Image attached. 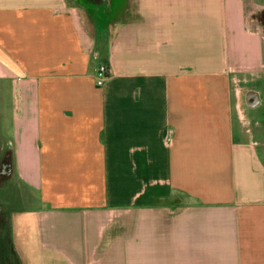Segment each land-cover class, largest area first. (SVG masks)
<instances>
[{
	"label": "crops",
	"instance_id": "0c3cea01",
	"mask_svg": "<svg viewBox=\"0 0 264 264\" xmlns=\"http://www.w3.org/2000/svg\"><path fill=\"white\" fill-rule=\"evenodd\" d=\"M94 3L0 0L18 264H264V0Z\"/></svg>",
	"mask_w": 264,
	"mask_h": 264
},
{
	"label": "rangeland",
	"instance_id": "374dc122",
	"mask_svg": "<svg viewBox=\"0 0 264 264\" xmlns=\"http://www.w3.org/2000/svg\"><path fill=\"white\" fill-rule=\"evenodd\" d=\"M71 3H74L76 5L79 14L83 17L84 22L87 24V26H94L93 29L97 32L96 35L98 41H100L101 39L104 40L105 34L109 33L107 32V29L110 28V24L113 22L112 20H109V17L113 15V13H110V15L108 16V13L104 9L102 12L91 11L79 0H71ZM262 30L264 31V27L262 28ZM101 44L102 45L100 48L106 49L107 43L102 42ZM100 64H102V62H100ZM262 76L264 77V70ZM6 83L8 85H5V89L8 91V93H11L12 88L9 89L10 82L7 81ZM0 87V159H2L1 157H3L5 152H7L5 150V148L7 147L5 146L8 145V142L12 141V121L10 114V110L12 108L10 102H12V100L10 99L9 101L8 98L10 95H6V91L4 90V87L1 83ZM247 89H259L261 91L260 97L264 102V80L262 84L256 82H249L247 84H244V91L242 96H244V92ZM250 120V122L254 121L253 118H250ZM262 128L264 129V127ZM14 172L16 176H11L7 180L5 185L0 189V202L4 205V210L2 211V213H4L5 215V223L2 226L3 249L7 253H11L10 256H13L12 258H14V263H16V256L14 254L15 249L13 248V240L15 239L12 232L13 229H16L15 216L20 221L29 219L31 214H33V211L37 210L39 199L36 189L31 188L24 184L22 181L18 180L16 170ZM167 196L170 201L177 200L180 204L182 202L180 199H178L177 196H174L172 198L170 195Z\"/></svg>",
	"mask_w": 264,
	"mask_h": 264
},
{
	"label": "water",
	"instance_id": "95a60500",
	"mask_svg": "<svg viewBox=\"0 0 264 264\" xmlns=\"http://www.w3.org/2000/svg\"><path fill=\"white\" fill-rule=\"evenodd\" d=\"M84 5L90 7L91 9H93V7L95 6L96 3H94L95 0H80ZM103 2V6L106 8V10H110L111 8V3L112 0H101ZM97 6V5H96ZM103 7V8H104ZM261 100L260 97V92L256 91L254 89H249L247 90L246 94H245V102L247 103L248 106H254L258 103V101ZM1 166L2 168L6 169V175H2L0 176V180L2 179H9L12 176V155H11V151H7L5 152V154L3 155L2 159H1ZM3 172H1L2 174ZM4 210V206L3 204L0 202V228L2 225V221L3 218L1 216L2 211ZM1 254V253H0ZM0 264H1V257H0Z\"/></svg>",
	"mask_w": 264,
	"mask_h": 264
},
{
	"label": "flooded vegetation",
	"instance_id": "af4514ba",
	"mask_svg": "<svg viewBox=\"0 0 264 264\" xmlns=\"http://www.w3.org/2000/svg\"><path fill=\"white\" fill-rule=\"evenodd\" d=\"M262 107H264V102L263 101H260L258 104H256V105H254V106H252L251 108H250V110L252 111V110H255V109H257V108H262ZM6 151H8V149H5ZM5 154V153H4ZM2 158V157H1ZM0 161H1V159H0ZM6 169L4 168H2V166H1V162H0V176H2L3 174L4 175H6L7 173H6V171H5ZM1 172H3L2 174H1ZM7 180L8 179H2V180H0V189L5 185V183L7 182ZM1 216H2V218H4V213H1ZM2 233V232H1ZM1 240H2V238H1ZM0 244H1V246H0V253L1 254H3L2 252H5L4 251V249H3V243H2V241H0ZM13 248H14V245H13ZM15 249V248H14ZM0 254V255H1ZM9 255H11V253H8ZM14 254L16 255V252H14ZM16 259V258H15ZM18 260H16V263L18 264ZM1 264H12V261H11V259L10 260H8V259H6V258H4L3 259V257H2V260H1Z\"/></svg>",
	"mask_w": 264,
	"mask_h": 264
},
{
	"label": "built area",
	"instance_id": "2783aa9c",
	"mask_svg": "<svg viewBox=\"0 0 264 264\" xmlns=\"http://www.w3.org/2000/svg\"><path fill=\"white\" fill-rule=\"evenodd\" d=\"M110 72V67L106 64H101L96 72V84L102 85L104 80L108 77Z\"/></svg>",
	"mask_w": 264,
	"mask_h": 264
}]
</instances>
